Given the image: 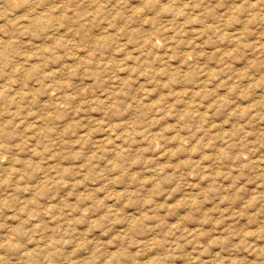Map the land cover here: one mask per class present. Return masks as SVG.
Instances as JSON below:
<instances>
[{"label": "rangeland", "instance_id": "374dc122", "mask_svg": "<svg viewBox=\"0 0 264 264\" xmlns=\"http://www.w3.org/2000/svg\"><path fill=\"white\" fill-rule=\"evenodd\" d=\"M0 264H264V0H0Z\"/></svg>", "mask_w": 264, "mask_h": 264}]
</instances>
